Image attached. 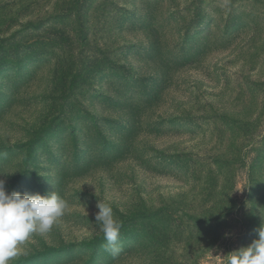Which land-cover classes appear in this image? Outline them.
Segmentation results:
<instances>
[{"label": "rangeland", "instance_id": "rangeland-1", "mask_svg": "<svg viewBox=\"0 0 264 264\" xmlns=\"http://www.w3.org/2000/svg\"><path fill=\"white\" fill-rule=\"evenodd\" d=\"M0 179L68 203L10 264H224L264 224V0H0Z\"/></svg>", "mask_w": 264, "mask_h": 264}, {"label": "clouds", "instance_id": "clouds-1", "mask_svg": "<svg viewBox=\"0 0 264 264\" xmlns=\"http://www.w3.org/2000/svg\"><path fill=\"white\" fill-rule=\"evenodd\" d=\"M67 201L57 192L21 194L5 190V181L0 179V264L10 261L23 252L21 246L33 234L41 236L49 233L57 221L65 214ZM96 224L106 241L105 251L114 256L120 252V229L122 222L115 217L110 204L98 202ZM258 238L248 246L233 250L225 258L224 264H264V224L256 230Z\"/></svg>", "mask_w": 264, "mask_h": 264}, {"label": "trees", "instance_id": "trees-1", "mask_svg": "<svg viewBox=\"0 0 264 264\" xmlns=\"http://www.w3.org/2000/svg\"><path fill=\"white\" fill-rule=\"evenodd\" d=\"M93 252H94V250H93ZM111 263H112V261H111ZM87 264H93V260H89V262Z\"/></svg>", "mask_w": 264, "mask_h": 264}]
</instances>
